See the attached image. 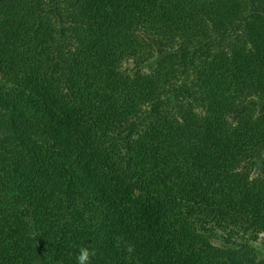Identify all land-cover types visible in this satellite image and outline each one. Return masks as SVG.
I'll use <instances>...</instances> for the list:
<instances>
[{
    "label": "trees",
    "instance_id": "obj_1",
    "mask_svg": "<svg viewBox=\"0 0 264 264\" xmlns=\"http://www.w3.org/2000/svg\"><path fill=\"white\" fill-rule=\"evenodd\" d=\"M0 68V264H264V0H0Z\"/></svg>",
    "mask_w": 264,
    "mask_h": 264
},
{
    "label": "clouds",
    "instance_id": "obj_2",
    "mask_svg": "<svg viewBox=\"0 0 264 264\" xmlns=\"http://www.w3.org/2000/svg\"><path fill=\"white\" fill-rule=\"evenodd\" d=\"M126 250L128 253H132L134 249L131 246H128ZM95 255V251L89 247H81L76 258L77 264H91V258Z\"/></svg>",
    "mask_w": 264,
    "mask_h": 264
},
{
    "label": "rangeland",
    "instance_id": "obj_3",
    "mask_svg": "<svg viewBox=\"0 0 264 264\" xmlns=\"http://www.w3.org/2000/svg\"><path fill=\"white\" fill-rule=\"evenodd\" d=\"M2 76H3V71L1 70V68H0V79H2ZM262 241H260L258 244H257V247L259 248V249H261L262 251H263V253H264V247L262 246Z\"/></svg>",
    "mask_w": 264,
    "mask_h": 264
}]
</instances>
